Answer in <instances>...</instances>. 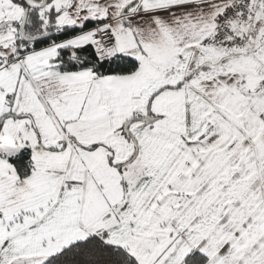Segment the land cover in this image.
<instances>
[{
	"label": "snow or ice",
	"instance_id": "obj_1",
	"mask_svg": "<svg viewBox=\"0 0 264 264\" xmlns=\"http://www.w3.org/2000/svg\"><path fill=\"white\" fill-rule=\"evenodd\" d=\"M0 264H264V0H0Z\"/></svg>",
	"mask_w": 264,
	"mask_h": 264
}]
</instances>
